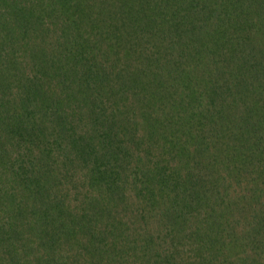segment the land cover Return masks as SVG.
<instances>
[{
  "label": "trees",
  "instance_id": "1",
  "mask_svg": "<svg viewBox=\"0 0 264 264\" xmlns=\"http://www.w3.org/2000/svg\"><path fill=\"white\" fill-rule=\"evenodd\" d=\"M0 264H264V0H0Z\"/></svg>",
  "mask_w": 264,
  "mask_h": 264
}]
</instances>
